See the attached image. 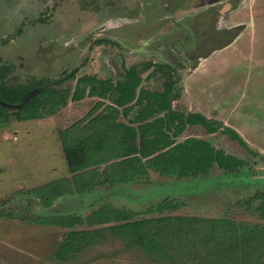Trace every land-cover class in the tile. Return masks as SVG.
<instances>
[{
	"label": "rangeland",
	"instance_id": "rangeland-1",
	"mask_svg": "<svg viewBox=\"0 0 264 264\" xmlns=\"http://www.w3.org/2000/svg\"><path fill=\"white\" fill-rule=\"evenodd\" d=\"M152 1L0 0V66L6 69L7 84L50 81L90 61L103 63L98 66L102 72L112 71V67L120 72L121 61L134 65L168 63L179 68L182 77L183 68L193 70L206 54L232 43L228 50L214 52L205 70L197 75L203 91L194 98L195 104L204 107L210 118L239 130L260 156L252 155L219 132L213 139L215 144L245 160V167L232 173L215 169L193 185L153 173L138 184L64 197L48 209L33 199V213L86 217L110 204L132 210L137 214L135 219H144L152 217L147 213L150 205L170 197L185 204L175 215L264 223L258 216L248 214L243 203L264 191V0ZM231 6L235 9L232 12ZM238 27L243 32L228 34ZM181 28L187 31L182 33ZM216 28L221 35L215 34ZM105 39L115 41L98 43ZM105 60L115 61L111 69L106 68ZM85 72L91 71H81ZM188 80L183 93L192 99L200 88L193 85L191 77ZM162 81L157 76L145 82V87L160 89ZM178 104L176 107L182 111L196 107L191 100ZM13 134L8 127L0 135L1 214L22 211L30 200L26 192L63 177V162L67 166L54 143L50 156L42 135L31 136L30 146L19 149L32 131L27 135L21 132L17 142ZM205 134V129L199 127L185 135ZM67 232L57 226L0 218V264H158L139 250H127L116 239L67 261L59 260L56 254ZM74 250L62 248L63 253L72 256Z\"/></svg>",
	"mask_w": 264,
	"mask_h": 264
},
{
	"label": "trees",
	"instance_id": "trees-1",
	"mask_svg": "<svg viewBox=\"0 0 264 264\" xmlns=\"http://www.w3.org/2000/svg\"><path fill=\"white\" fill-rule=\"evenodd\" d=\"M167 69L171 71L170 67ZM5 72L6 69L0 66V100L8 105L0 103V125L8 124L11 119L24 122L53 116L66 107L70 99L78 101L86 96L114 104L98 113L105 105L98 102L86 120L61 132L71 177L26 192L39 200L44 208H51L70 195L84 196L98 188L137 181L149 171L182 179L206 176L215 168L232 173L246 165L245 161L205 141L194 138L177 141L185 127V115L171 109L172 101L180 92L175 89V73L167 75L163 91L150 92L140 89L142 80L134 68L129 70L125 81L116 85L96 76H86L78 80L74 91L72 87L62 88L64 82L46 89H42V85L47 81L9 86ZM32 91L37 93L26 101ZM134 101L141 107L132 120L139 125L136 130L119 121L122 115L128 117ZM13 106L16 110H11ZM188 124L203 125L209 133L220 130L218 124L201 115H191ZM223 133L247 148L233 130L227 128ZM243 203L248 214L264 221V191ZM181 208L182 203L167 199L151 206L148 214L152 217L144 219H135V212L109 205L86 217L75 214L39 216L33 213V203L29 202L22 211L0 213V218L68 230L63 246L56 254L62 261L116 239L127 250H139L158 264H264V223L171 214ZM65 246L75 249L73 256L62 252Z\"/></svg>",
	"mask_w": 264,
	"mask_h": 264
},
{
	"label": "flooded vegetation",
	"instance_id": "flooded-vegetation-1",
	"mask_svg": "<svg viewBox=\"0 0 264 264\" xmlns=\"http://www.w3.org/2000/svg\"><path fill=\"white\" fill-rule=\"evenodd\" d=\"M155 0H153L152 2H154ZM159 1V0H158ZM141 4V6L143 5L142 3H140ZM233 7L231 6V11L230 12H232V11H234L235 9H232ZM142 16H144V15H140V17H142ZM137 21L139 20V18L138 19H136ZM203 20H200V22H202ZM204 27H205V25H203ZM182 29V33H183V31H187V29H185V28H181ZM217 31H219V30H217V28L215 29V34L216 35H221L219 32H217ZM217 32V33H216ZM237 32H239V34L241 33V32H243V29L241 28V27H238V28H235V29H231L230 31H229V33L228 34H232L233 33V35L234 34H236ZM219 33V34H218ZM203 36V35H202ZM208 36V35H207ZM238 36V35H237ZM113 41H115V40H113ZM113 41H110L109 39H105V40H101L100 42H98L100 45L101 44H110V43H114ZM233 44L232 43H230V44H228V45H226L225 47H223V48H220V49H214V51L213 52H216V51H219V50H222V49H225V48H227V47H229V46H232ZM212 52V53H213ZM212 53H210V54H212ZM209 53H208V55L206 54V56L205 57H202L203 59L204 58H206L207 56H209L210 55ZM202 59V60H203ZM113 62H115V61H104V63H105V65H106V68H108V69H111V67H112V63ZM187 62H190V59L189 58H187ZM130 64V65H129ZM99 65H103V63H93V62H89V63H87V64H85V65H83V66H80L78 69H75V70H73L71 73H73V75L70 77V78H68L67 80H65V81H63L64 82V84H63V86H62V88H65V87H72V90L74 91L75 90V88H76V85H77V82H78V80L79 79H81V78H84V77H86V76H96L98 79H100V80H102V81H110L111 83H113L114 85H116L118 82H122V81H125V79H126V75H127V73L129 72V70L130 69H132V68H134L135 70L137 69L138 70V72H137V77L138 78H140L141 80H142V82H141V86H140V89L142 88V89H145V90H148V91H150V92H161V91H163L164 90V85H165V83H166V81H167V75L169 74V73H175L174 74V80L176 81V85H175V89L176 90H179L180 92H179V97L177 98V99H175V100H173L172 101V106H171V109L173 110V111H175V112H178V113H182V114H184L185 115V117H184V121H185V127H184V129H183V132H182V134L181 135H179V137H177V141L178 142H184V141H186V140H188V139H191V138H194V139H197L196 137H194L193 135H190L189 137H186L185 139L183 138L182 140H179L180 139V137L182 138V137H184L183 136V134H185V131H186V129L187 128H195V129H198L199 127H202L203 129H205V131H206V134L207 135H215V136H217V134L220 132V133H222V134H224L223 133V130H225V129H231V130H233L234 132H236L239 136H240V138L243 140V142L246 144V146H247V148L246 147H244V146H242L238 141H236V140H234V139H232L231 137H230V135H228V134H224L226 137H229L233 142H237L242 148H244L245 150H247L248 152H250L251 154H252V152L251 151H253V152H256L257 153V155H254V156H260V153L258 152V151H256V150H254V149H252L251 147H250V145H249V143H248V141L247 140H245V137L239 132V130H237L235 127H233V126H231V125H226V124H224L223 122H220V121H218V120H215V119H212V118H210V117H207V116H205L202 112H200V111H198V112H190V111H188V110H184V111H182V110H180V109H178L177 107H175L174 106V103H176L177 101H180L182 98H183V95H184V93H183V91L185 90V80H186V78H187V76L189 75V72L190 71H193L192 69H190L189 67H186L185 69L183 68L182 70H183V75H182V77H179V71H180V69L179 68H177V67H174L173 65H171V64H168V63H165V64H161V63H159V62H148V63H144V64H138V65H134V64H131V63H129V62H124V61H121V69H123V71H122V74L121 73H119L118 71H116L115 69L116 68H113L112 70V72H115V74H116V76L117 77H115V79L113 80V79H111V78H109V79H101V78H99L98 77V75L97 74H94L95 72H93L94 71V69H95V67H98ZM167 67H170V69H171V71H169L168 69H167ZM83 68H86V69H88L89 71H91V73H87V72H85V73H81V70L83 69ZM124 68H125V70H124ZM126 68H128V69H126ZM97 69H99V67L97 68ZM99 71H100V69H99ZM107 71H109V70H107ZM125 71H126V73H125ZM175 71V72H174ZM75 72V73H74ZM100 72H102V71H100ZM120 72H121V70H120ZM71 73H67V74H71ZM117 73H118V75H117ZM136 73V72H135ZM67 74H65V75H67ZM120 74H121V76L123 77H121L120 76ZM146 74V75H145ZM74 76V77H73ZM157 76H160L161 78H162V86H161V88L160 89H156V90H151V89H149V88H146L144 85H145V82H148V81H150V80H152V79H154V78H157ZM68 81H72V83L71 84H66ZM66 84V85H65ZM54 86V85H53ZM86 98H91V99H93V98H95V99H98V101L97 102H95V103H92V104H90L89 105V107H92L91 108V110L83 117V118H81V119H79L78 121H76L74 124H72L69 128H71V127H73V126H75L76 124H78L79 122H82V121H84V120H86L87 118H88V116L90 115V113L94 110V108L96 107V105H97V103L98 102H103L105 105L102 107V109H100L99 111H98V113H100V112H102V110L106 107V106H108V105H114V104H112L110 101H108V100H103V99H100V98H98V97H90V96H86V97H84L83 99H81V100H78V101H72L71 99L68 101V104H67V106L66 107H68V105L70 104V103H78V102H81V101H84ZM131 106H133V110L129 113V115H128V117L126 118V117H124L123 115L121 116V119L119 120L120 122H123L124 124H126L127 126H129V127H132V128H134L135 130H136V128H138V124L136 125V123L135 122H133L132 123V120H135V118H136V115L138 114V111L141 109V107H139V106H136V101H134L132 104H131ZM66 107H64L63 109H65ZM63 109H61L58 113H60ZM203 109H205L204 107H203ZM119 110L122 112V108H119ZM206 110V109H205ZM58 113H56L55 115H53V116H56ZM97 113V114H98ZM191 115H201V116H203L204 118H206V120H208L209 122H211V123H213V124H215V125H217L218 124V126H219V128H220V130L218 131V132H216V133H209L208 131H207V129L203 126V125H200V124H197V125H189L188 124V119H189V117L191 116ZM53 116H50V117H47V118H44V119H35V120H28V121H24V122H31V121H41V120H47V119H49V118H51V117H53ZM12 120H14V119H11L10 121H12ZM88 120H91V119H88ZM14 121H16V120H14ZM18 122V121H17ZM88 122V121H87ZM87 122L85 123V124H83V126H85L86 124H87ZM10 123V122H9ZM6 125V124H5ZM1 126V125H0ZM69 128H67V129H69ZM176 129H181L182 127H175ZM67 129H65V130H67ZM65 130H62V131H65ZM61 130L59 131V140H60V142H61V132H62ZM73 134H76V132H73ZM170 135L172 136L173 135V133H170ZM198 140H201V139H198ZM202 141H205V140H202ZM205 142H207V141H205ZM62 143V142H61ZM207 143H209V142H207ZM209 144H211V143H209ZM212 145V144H211ZM213 146V145H212ZM63 147V146H62ZM213 147H215V146H213ZM216 148V147H215ZM216 149H218V148H216ZM220 150H223V149H220ZM224 151V150H223ZM226 152V151H225ZM227 153V152H226ZM64 154V153H63ZM227 154H229V153H227ZM230 155H232V154H230ZM253 155V154H252ZM233 156H235V155H233ZM235 157H237V156H235ZM64 159H66L65 157H63ZM238 158V157H237ZM239 159H241V158H239ZM241 160H243V159H241ZM243 161H245V160H243ZM67 162V161H66ZM246 162V161H245ZM246 165H247V163H246ZM245 165V166H246ZM244 166V167H245ZM105 166H103V168H104ZM243 168V167H242ZM217 169H219V168H217ZM227 172V171H226ZM69 173V172H68ZM157 174V175H159L160 177H162V178H166V179H175V180H177V181H180V182H183V183H186V184H191V185H193L194 183H197V181L199 180V179H202L203 177H205V175H198V176H190L189 178H182V179H179V178H176V177H174V176H164V175H161L160 173H158V172H155V171H149V173L148 174H146V175H142V176H140L139 178H138V180L137 181H134V182H130V183H127V184H119V185H116L115 187H102V188H98V189H116V187H122V186H126V185H131V184H138V183H140L141 181H143V180H145V179H147L148 177H150V175L151 174ZM211 173H212V171H211ZM230 173V172H229ZM70 174V173H69ZM206 176H208V175H206ZM70 177H71V175H70ZM70 177H63V178H70ZM32 189V188H31ZM97 189V190H98ZM97 190H95V191H97ZM94 191V192H95ZM259 192V191H258ZM93 193V192H92ZM27 194V193H26ZM89 194H91V193H89ZM28 195V194H27ZM74 195H78V194H74ZM70 196H72V195H70ZM79 196H81V195H79ZM28 197L30 198V200H29V202H32L33 201V199H35V198H31L29 195H28ZM167 199H171V200H176V201H178V202H180V203H182V208L181 209H183V207L185 206V204L181 201V200H179V199H174V198H170V197H167V198H165L164 200H162V201H160V202H158V203H156V204H152V205H150V207L151 206H154V205H158L159 203H161V202H163V201H165V200H167ZM28 202V203H29ZM40 202V201H39ZM33 203V202H32ZM41 203V202H40ZM28 205V204H27ZM106 205H109V206H111V207H113L112 205H110V204H106ZM106 205H103V206H106ZM103 206H101V207H103ZM100 207V208H101ZM149 207V208H150ZM113 208H116V207H113ZM149 208H148V210H149ZM48 209V208H47ZM99 209V208H98ZM119 209H125V210H128V211H132V210H129V209H126V208H119ZM180 209V210H181ZM97 210V209H96ZM148 210H147V213H148ZM180 210H177V211H180ZM93 211H95V210H93ZM92 211V212H93ZM177 211H172L171 212V214H174V212H177ZM133 212V211H132ZM89 215V214H88ZM178 215H180V214H178ZM80 216V215H79ZM186 216V215H185ZM83 217V216H82ZM197 217H201V216H197ZM205 218H208V217H205Z\"/></svg>",
	"mask_w": 264,
	"mask_h": 264
},
{
	"label": "crops",
	"instance_id": "crops-1",
	"mask_svg": "<svg viewBox=\"0 0 264 264\" xmlns=\"http://www.w3.org/2000/svg\"><path fill=\"white\" fill-rule=\"evenodd\" d=\"M140 41V40H139ZM231 46L225 48V49H222V50H219V51H216L217 53H220V52H223L224 50H228V48H230ZM141 50L139 49H136V52H139ZM214 53V52H213ZM210 54L209 56H207L206 58L203 59L202 62H200L199 65H197L194 69H193V73L191 76H187L186 80H185V86L187 85L188 83V79L191 77V81L194 83H192L193 85H195L197 88H200V90H196L198 91L194 97H191L190 96H187L186 93H184L183 95V98L180 100V101H177L176 103H174V106L176 107L177 103H179L180 105H182L183 102H190V100L192 101V104H195V99L196 97H198V94L200 91H203L200 87V80L198 79L197 75L202 72L203 70H205V65H206V62L212 57V55L214 54ZM130 65V64H129ZM114 67H112L113 69ZM86 68H83L82 70H84ZM128 69V68H126ZM81 70V71H82ZM117 71V69H115ZM125 70V68H124ZM113 71V70H112ZM112 71H107V72H100L99 69H97V71L94 73V74H97L99 78L101 79H115L116 74L115 72H112ZM122 71L123 69H121V73L122 74ZM87 73H91V72H87ZM126 73V71H125ZM113 74V75H112ZM120 74V76H121ZM118 75V73H117ZM146 75V74H145ZM114 76V77H112ZM122 77V76H121ZM123 78V77H122ZM145 86V85H144ZM98 99H91V98H86L84 101H81V102H78V103H70L68 105V107H66L65 109H63L60 113H58L56 116H53L47 120H41V121H31V122H17V121H10V123L6 124V125H1L0 126V135L2 133V130L7 129L8 127L12 129V132L14 133L13 134V138H16L15 142L18 141V135L21 133V132H24L26 133V135L28 134V132L32 131V134H28L26 137H27V140L25 142V144L23 146H18L19 149H22L26 146H30V141H33V139L31 138V136L35 135V134H39V135H42L44 137V139L46 140L47 145L45 146L46 148H50V151H49V154L51 156V148H52V144L54 143L56 145V147H59L60 150H61V155L65 157V154L64 151H63V147H62V143L60 142L59 140V131L61 130H65L67 128H69L72 124H74L76 121H78L79 119L83 118L90 110L92 107H89L90 104L92 103H95L97 102ZM178 104V105H179ZM193 106V105H192ZM194 107V106H193ZM188 111L190 112H202L205 116L207 117H211V115L209 114L208 111H206L205 109H203V107H194V108H188L187 109ZM19 123L21 124H28V126H24L22 127ZM192 128H187L186 131H185V134L191 130ZM185 134H183L184 137H180L179 140H182L183 138L185 139L186 137H189V136H186ZM2 137V135H1ZM196 137L197 139H201V140H205L209 143H211L213 146H215L216 148L219 149V147L215 144V142L213 141V139L215 138V135H203V136H194ZM17 146V145H16ZM64 160V158L62 159ZM66 160V159H65ZM67 164V162H66ZM63 166L65 168V175L63 177H70V174L68 173V166L65 167V164L63 162ZM217 169V168H215ZM213 169L212 172L215 170ZM63 177H59L57 179H60V178H63ZM55 179V180H57ZM54 181V180H53ZM43 185V184H41ZM41 185H37V186H41ZM36 186V187H37Z\"/></svg>",
	"mask_w": 264,
	"mask_h": 264
},
{
	"label": "water",
	"instance_id": "water-1",
	"mask_svg": "<svg viewBox=\"0 0 264 264\" xmlns=\"http://www.w3.org/2000/svg\"><path fill=\"white\" fill-rule=\"evenodd\" d=\"M74 73H75V72H74ZM72 75H73V73H71V74H67V75H64V76L59 77V78H56V79H52V80H50V81H47V82H45V83L42 85V89H46L47 87L53 86V85H55V84H57V83H59V82H63V81H65V80H67L68 78H70ZM36 93H37V91H32V92H30V93L26 96L25 100H26V101L29 100V99H30L31 97H33ZM0 103H1L3 106H7V107H8V105H7L6 103L2 102L1 100H0ZM9 106H10V105H9ZM11 110H16V107L13 106V107L11 108Z\"/></svg>",
	"mask_w": 264,
	"mask_h": 264
}]
</instances>
